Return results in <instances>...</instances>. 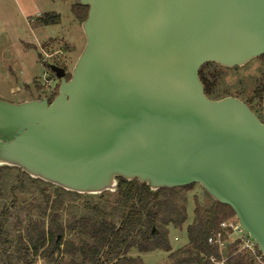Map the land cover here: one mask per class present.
Returning a JSON list of instances; mask_svg holds the SVG:
<instances>
[{
	"label": "water",
	"instance_id": "95a60500",
	"mask_svg": "<svg viewBox=\"0 0 264 264\" xmlns=\"http://www.w3.org/2000/svg\"><path fill=\"white\" fill-rule=\"evenodd\" d=\"M85 44L57 94L0 99V167L78 194L117 178L151 190L198 184L228 205L264 253L262 120L209 98L199 68L264 54V0H77Z\"/></svg>",
	"mask_w": 264,
	"mask_h": 264
},
{
	"label": "trees",
	"instance_id": "16d2710c",
	"mask_svg": "<svg viewBox=\"0 0 264 264\" xmlns=\"http://www.w3.org/2000/svg\"><path fill=\"white\" fill-rule=\"evenodd\" d=\"M87 9V6L77 2L71 5V11L79 22L86 18ZM59 19L58 14L45 13L39 21L48 25L58 23ZM218 68L221 66L209 62L198 71L204 92L211 99L230 96L216 87ZM263 89L264 81L254 90L256 107L251 105L252 99L244 100L261 120ZM3 168L11 167L2 166L0 171ZM29 179L53 187L54 191L41 190L38 205L29 208L23 219L17 218L13 227L21 229L22 226V230L17 231L15 239L6 224L10 218L9 208L3 206L0 211L1 253L14 248V259L22 264H33L37 257L48 264H143L138 257L128 255L133 249L139 253L156 250L168 252L169 264H215L219 258L218 252L207 243V237L217 230L221 221L234 217L228 205L214 201L205 194V204L201 205L195 200L194 218L185 227L187 242L172 249L168 241L169 230L181 229L187 219L181 191L189 189L191 185L154 191L137 179L119 177L114 192L94 195L97 200L93 201L91 195L66 191L40 179ZM23 186L19 181L11 186L10 191L14 193ZM69 195L85 197L86 200L80 211H67L68 214L62 215L61 208ZM66 231L70 234L69 238H65ZM210 257H214V260ZM226 264L251 263L247 253H239L228 258Z\"/></svg>",
	"mask_w": 264,
	"mask_h": 264
},
{
	"label": "rangeland",
	"instance_id": "374dc122",
	"mask_svg": "<svg viewBox=\"0 0 264 264\" xmlns=\"http://www.w3.org/2000/svg\"><path fill=\"white\" fill-rule=\"evenodd\" d=\"M74 2L77 0H0V99L21 102L41 97H49V100L54 98L59 83L47 65L49 63L58 65L70 73L85 44L81 22L71 11ZM45 13L58 14L59 22L41 24L38 17ZM47 79L52 80L48 83ZM263 81L264 54L236 69L222 66L218 68L216 87L221 93L237 97L242 101L252 99L251 105L256 107L254 90ZM19 181L24 186L11 193V186L18 184ZM43 189L52 193L54 191L53 187L31 182L29 177L13 167L1 169L0 211L3 206L9 208L10 218L7 219L6 224L11 229L13 239L17 231L22 230V226L21 229L13 227L17 218L23 219L29 208L38 205L39 198L41 199L38 194ZM205 194L198 184H192L189 189L181 191L187 219L181 229L169 230L168 241L172 249L187 242L185 227L194 218L195 200L201 205L205 204L207 202ZM91 196L93 201L97 200L96 196ZM85 200V197L67 196L61 208L62 215L68 214L67 211H80ZM66 219L67 216L63 218L64 221ZM175 236L178 237L177 240H174ZM69 237L70 234L66 231L65 238ZM13 251L14 248L1 253L0 247V264H22L14 259ZM128 255L138 257L143 264H169L168 252L156 250L139 253L133 249ZM33 264L48 263L43 258L37 257Z\"/></svg>",
	"mask_w": 264,
	"mask_h": 264
},
{
	"label": "built area",
	"instance_id": "2783aa9c",
	"mask_svg": "<svg viewBox=\"0 0 264 264\" xmlns=\"http://www.w3.org/2000/svg\"><path fill=\"white\" fill-rule=\"evenodd\" d=\"M177 239L175 236L174 240ZM207 243L217 249L219 258L215 264H226L228 258L239 253H247L251 264H264V253L235 216L221 221L217 230L207 237ZM210 258L214 260V257Z\"/></svg>",
	"mask_w": 264,
	"mask_h": 264
},
{
	"label": "flooded vegetation",
	"instance_id": "af4514ba",
	"mask_svg": "<svg viewBox=\"0 0 264 264\" xmlns=\"http://www.w3.org/2000/svg\"><path fill=\"white\" fill-rule=\"evenodd\" d=\"M31 47L34 48L33 46H31ZM49 64H50V63H49ZM57 66H58V65H57ZM47 67H48V65H47ZM59 67H60V66H59ZM48 68H49V67H48ZM62 68H63V67H62ZM63 69H64V68H63ZM64 70H65V69H64ZM52 73H53V75L55 76L54 72H52ZM69 75H70V73H67L66 70H65V78H66V79L69 78V77H68ZM51 80H52V79H47L46 81L50 82ZM58 83H59V79H58ZM38 97H39V96H38ZM38 97H37V98H38ZM41 98H43V97H41ZM47 98H49V97H47ZM38 99H39V98H38ZM48 100H49V99H48ZM49 101H50V100H49Z\"/></svg>",
	"mask_w": 264,
	"mask_h": 264
},
{
	"label": "crops",
	"instance_id": "0c3cea01",
	"mask_svg": "<svg viewBox=\"0 0 264 264\" xmlns=\"http://www.w3.org/2000/svg\"><path fill=\"white\" fill-rule=\"evenodd\" d=\"M43 15V14H42ZM41 16L38 17V19L40 18Z\"/></svg>",
	"mask_w": 264,
	"mask_h": 264
}]
</instances>
